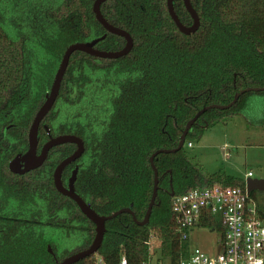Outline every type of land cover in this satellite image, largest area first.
<instances>
[{"label":"trees","instance_id":"16d2710c","mask_svg":"<svg viewBox=\"0 0 264 264\" xmlns=\"http://www.w3.org/2000/svg\"><path fill=\"white\" fill-rule=\"evenodd\" d=\"M94 1L0 0V189L34 195L36 209L0 206V215L52 222L49 230L56 239L49 242L57 250L61 248L58 223L69 207H62L52 173L77 144L53 147L47 166L37 170L32 184L10 182L9 161L29 147L30 126L68 45L107 31L96 16ZM191 1L201 25L190 34L177 26L167 0L105 1L102 12L111 23L130 31L133 49L117 58L75 51L58 98L41 123L39 149L50 138L46 124L54 136L74 133L84 139L86 148L78 160L79 193L101 214L133 205L138 219L143 220L155 183L152 154L161 148H176L188 121L204 106L228 104L236 92L249 86L264 87V0ZM175 8L185 24L193 23L184 0H175ZM125 44L124 36L108 32L97 46L117 50ZM236 115L264 128V89L243 93L229 108L204 112L186 142L200 139L206 126ZM155 164L161 181L149 223H138L130 212L107 220L99 251L74 264H101V258L106 264H121L124 256L127 264L153 262L156 251L150 245L154 240L161 260L187 258L191 243L177 227L174 195L222 179L223 184L246 187L244 180L230 175H206L189 158L185 145L160 152ZM252 195L259 197V190ZM73 200L66 198L70 213L75 207L80 215V238L71 236V242L59 252L61 260L89 247L96 234V224ZM260 211L264 218V204L260 203ZM216 222L211 219L202 224L214 226ZM16 225L7 224L2 239L15 228L17 235H25L30 257L13 256L16 251L11 244L15 242L11 241L0 247V264H56L48 252L34 255L42 239L37 240L36 224Z\"/></svg>","mask_w":264,"mask_h":264},{"label":"water","instance_id":"95a60500","mask_svg":"<svg viewBox=\"0 0 264 264\" xmlns=\"http://www.w3.org/2000/svg\"><path fill=\"white\" fill-rule=\"evenodd\" d=\"M107 1V0H95L94 1V11L96 13L97 18L99 19V21H101L103 23V25L106 27L107 32L99 37L93 38L92 40H88V41H76L71 43L70 45H68V47L66 48L62 60L60 62V65L58 67V70L56 72L52 87L49 91L46 92V96H45V101L43 102V104L40 106V108L38 109L32 124L30 126L29 129V147L25 152H19L17 153L9 162V167L12 171L14 172H19V173H25L29 170L35 169L37 167H39L40 165L43 164V162L47 159L48 154L50 152V150L60 144H64V143H68V142H72V143H76L77 144V148L76 150L71 153L70 155L66 156L56 167L55 170V183L57 188L63 192L66 195H69L71 198H73L76 203L79 205L80 209L82 210V212L89 217L95 224H96V234L95 237L91 243V245L85 249H82L80 251H77L75 253H72L68 256H66L64 259L62 260H58L57 264H74L78 261H80L83 258H86L96 252L99 251L100 247L102 246L104 237H105V233L107 230V220L117 216L118 214L122 213V212H130L132 213L134 219L144 225L149 223L151 215H152V211H153V207L156 203V198L158 195V188H159V171L158 168L155 164V156L157 154H159L160 152H171V151H176L178 149H181L186 142L187 139V135L190 131L193 130V125L195 124V122L197 121V119L207 110L212 109V108H229L232 105H234L237 100L240 98V96L247 92V91H251V90H261L264 89V87H259V86H249L246 87L244 89L239 90L238 92H236L233 100L228 103V104H210V105H206L203 108H201L196 115L191 118L182 135H181V139L179 142V145L176 148H161L158 149L157 151H155L150 160L152 163V166L154 168L155 171V183H154V190H153V195L151 198V201L149 203L145 218L143 220L138 219L134 209H133V205H130L129 207H124L121 209H118L116 211H114L111 214H101L99 213L93 206L91 203H89L88 201H86L80 194L79 192H77L76 188H75V180L77 177V168H75V170L73 171V175L70 178V182L69 185L66 186L63 183L62 180V174L63 171L65 169V167L71 163L72 161L76 160L78 157L81 156V154L84 152L85 150V141L83 140L82 137H80L77 134L74 133H63V134H59L56 136L50 135V138L48 141H46L40 148V151H38V145H39V141H40V126L41 123L43 122V120L45 119V117L48 115V113L50 112V110L52 109L53 105L55 104L58 95L60 93L61 90V86L63 83V79L65 76V73L67 71L71 56L73 55V53L77 50H81V51H85L88 52L92 55H96V56H101V57H108V58H117L120 56H123L125 54H128L133 46H134V37L132 36V34L130 33V31H128L127 29L120 27L118 25H115L113 23H111L104 15V13L102 12V4ZM185 5L188 9V11L190 12L191 16L193 17V23L191 25H187L185 24L179 14L176 11L175 8V0H167V4H168V8H169V12L172 16V18L174 19L175 23L177 24V26L180 28L181 31H183L184 33L190 34L192 32H195L199 26L201 25V19H200V15L197 12V10L195 9L193 3L191 0H184ZM108 32H112L118 35H122L126 38V45L118 50H104V49H99L96 47L97 43L104 39L107 35ZM46 129L50 132V128L49 126L46 124ZM246 186L249 192L255 191V190H259V191H264V177H249L246 181ZM173 195L175 194V192L172 193Z\"/></svg>","mask_w":264,"mask_h":264},{"label":"built area","instance_id":"2783aa9c","mask_svg":"<svg viewBox=\"0 0 264 264\" xmlns=\"http://www.w3.org/2000/svg\"><path fill=\"white\" fill-rule=\"evenodd\" d=\"M173 211L183 239L190 240L196 229L205 228L217 235L215 245L206 249L191 244L187 258L172 262L155 254L154 261L145 264H264V218L258 198L247 186L213 183L193 187L174 195ZM211 219L217 221L214 226H203ZM100 263L106 264L102 258ZM121 264H127L126 256Z\"/></svg>","mask_w":264,"mask_h":264},{"label":"rangeland","instance_id":"374dc122","mask_svg":"<svg viewBox=\"0 0 264 264\" xmlns=\"http://www.w3.org/2000/svg\"><path fill=\"white\" fill-rule=\"evenodd\" d=\"M263 135L261 126L253 127L242 115H236L206 126L200 139L191 140L192 145L185 142V150L206 175L222 173L246 182L249 177H264ZM250 171L252 175H248ZM224 182L222 179L216 183ZM257 198L264 204V191H259ZM216 236L208 229L198 228L192 233L190 243L212 249ZM150 246L158 254V241H152Z\"/></svg>","mask_w":264,"mask_h":264},{"label":"flooded vegetation","instance_id":"af4514ba","mask_svg":"<svg viewBox=\"0 0 264 264\" xmlns=\"http://www.w3.org/2000/svg\"><path fill=\"white\" fill-rule=\"evenodd\" d=\"M107 32V31H106ZM105 32V33H106ZM104 33V34H105ZM103 34V35H104ZM108 35V33H107ZM106 35V37H107ZM102 36V35H101ZM105 37V38H106ZM104 38V39H105ZM103 40V39H102ZM101 41V40H100ZM135 43V42H134ZM126 45V44H125ZM97 48H99L97 45H96ZM99 49H104V48H99ZM121 49V48H120ZM133 49V48H132ZM104 50H107V49H104ZM118 50V49H117ZM198 120V119H197ZM197 122V121H196ZM195 122V124H196ZM194 124V125H195ZM193 125V127H194ZM52 135V134H50ZM54 136V135H53ZM50 137V136H49ZM81 137V136H80ZM49 140V139H48ZM47 140V141H48ZM84 140V139H83ZM41 141V140H40ZM39 141V143H40ZM44 144V143H43ZM86 148V147H85ZM28 149V148H27ZM38 151H40L39 149V145H38ZM85 151V150H84ZM25 152V151H24ZM84 153V152H83ZM82 153V154H83ZM71 154V153H70ZM69 154V155H70ZM82 154L80 157H78L76 160L72 161L71 163H69L64 171H63V174H62V180H63V183L64 185L68 186L69 185V182H70V178L72 177L73 175V171L75 170V168H77V177H76V180H75V188L77 190V192H80L79 191V187H78V181H79V171H80V167H81V163L78 161L81 157H82ZM49 155V154H48ZM158 155V154H157ZM68 156V155H67ZM66 157V156H65ZM64 157V158H65ZM156 157V156H155ZM63 158V159H64ZM48 159V157H47ZM47 159L43 162L42 165H40L39 167L35 168V169H32V170H29L25 173H19V172H14L10 169L12 175H8V180L10 182H12L14 185L18 186V185H25V184H32L34 183L35 179H32L33 175L36 173V172H39L37 171L38 169L40 168H44L47 166ZM62 159V160H63ZM61 160V161H62ZM11 161V160H10ZM9 161V162H10ZM60 161V162H61ZM59 162V163H60ZM58 163V164H59ZM57 164V165H58ZM57 165L55 166L54 168V171H53V181L55 183V170H56V167ZM10 168V167H9ZM170 171L172 170L171 168H169ZM159 171V170H158ZM159 188H158V192H159V189H160V181H161V177L159 175ZM3 181V179L0 178V183ZM5 182L7 181V179L4 180ZM170 188L172 189L171 191V194L173 192H175V189L173 187V176L170 177ZM55 187H56V190L61 194V197H62V207L64 208L66 205L69 207V212L67 213H63L61 214L60 216V220H59V240H60V245H61V248L59 250L57 249H54L53 246L51 245V242H49V239L50 238H53V240L55 241L56 239V236L55 234L54 235H51L50 234V228L49 226L53 225L52 222L50 221H38L37 219H33V218H24V217H17V216H13V217H1L0 215V247L2 246H7L11 241L15 242V244H11V246L15 247V253L13 254V256L15 257H30V253L27 249V247L24 245L26 242L25 240L23 239V236H19L17 235L18 232L15 233L16 229H11V231L9 233L6 234V238L2 239V231L3 229H5V226H7V224H13L15 226L16 223H23V224H27V223H34L36 224L35 225V231H36V235L38 237L37 240H39L41 237L42 239L41 240V244L40 245H37V249L34 250V255L36 256H44L48 253L51 254V257H52V261L56 262L57 264V261L58 260H61L59 259V256H61L59 254V252H61L63 249H65L67 247V245L69 244V242H71V236H73V239H79L80 238V221H79V218H80V215L78 213H76L75 211V207H74V211L73 213H70V210L71 209V206L69 205V203L66 201V198H68V201L72 202L71 200H73V198H71L69 195H66L64 194L63 192H61L57 186H56V183H55ZM166 190H169V188H165ZM80 194V193H79ZM81 195V194H80ZM173 195V194H172ZM82 196V195H81ZM158 196V195H157ZM83 197V196H82ZM84 198V197H83ZM32 199H35V196L34 195H28V194H22V195H18V194H12L8 191L6 192H2V190L0 189V206L1 207H7V205H9L8 207H12V208H15V207H19V208H31V209H34L36 210L32 204H33V201ZM85 199V198H84ZM86 200V199H85ZM74 201V200H73ZM87 201V200H86ZM75 202V201H74ZM12 204V205H10ZM77 204V203H76ZM79 207V206H78ZM80 209V207H79ZM72 219V222H68L69 220ZM6 222V224H5ZM72 223V224H71ZM42 226V228H39ZM73 229V231L71 230V228ZM67 229L70 230L69 232H67ZM72 231V232H71ZM57 235V237H58ZM45 240V243L43 244ZM58 240V241H59ZM68 256V255H67ZM65 258V257H64ZM63 258V259H64Z\"/></svg>","mask_w":264,"mask_h":264},{"label":"crops","instance_id":"0c3cea01","mask_svg":"<svg viewBox=\"0 0 264 264\" xmlns=\"http://www.w3.org/2000/svg\"><path fill=\"white\" fill-rule=\"evenodd\" d=\"M253 127H256V128H259L260 126H257V125H253ZM262 129H264L263 127H261ZM258 132H257V129H256V134H257ZM262 134H263V132H262ZM263 137H264V135H263ZM190 241H191V239H190Z\"/></svg>","mask_w":264,"mask_h":264}]
</instances>
